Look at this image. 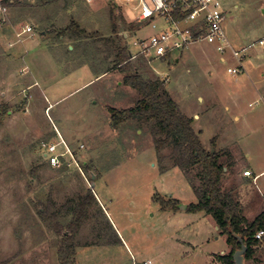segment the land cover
Here are the masks:
<instances>
[{"label":"rangeland","instance_id":"obj_1","mask_svg":"<svg viewBox=\"0 0 264 264\" xmlns=\"http://www.w3.org/2000/svg\"><path fill=\"white\" fill-rule=\"evenodd\" d=\"M219 1L228 38L248 47L242 72L230 74L227 68L235 61L229 52L222 61L205 41L183 50L178 60L173 55L130 62L144 77L164 80L182 112L192 117L202 144L209 149L214 140L224 163L248 152L255 169H262L264 97L255 88L264 91L263 84L256 85L257 77L264 81V0ZM132 6L123 0H20L6 6L0 26V264H60L62 234L38 209L50 196L51 210L65 230L74 202L89 191L97 202L75 235L74 264H143L146 259L221 264L216 254L231 250L210 215L187 210L196 198L184 174L195 177L196 167L184 174L174 167L170 147L157 151L147 124H110L107 107H132L138 94L114 67L117 45L101 39L117 41L113 9L117 32L126 31L123 42L130 45L135 28L126 30V25L134 24ZM71 19L84 35L76 41L69 33L59 39L58 31ZM23 26L32 32L17 37ZM79 41L88 44L80 57ZM109 67L112 71L95 78ZM59 135L74 156L66 153L64 165L53 167L43 153L49 143L59 142ZM240 158L234 170L235 183L242 182L239 196L242 201L250 197L253 209L264 208L256 190L264 193V172L257 187L252 179H242L246 164ZM159 198L179 203L161 209ZM260 241L253 256L244 257L245 264H264V238Z\"/></svg>","mask_w":264,"mask_h":264},{"label":"trees","instance_id":"obj_2","mask_svg":"<svg viewBox=\"0 0 264 264\" xmlns=\"http://www.w3.org/2000/svg\"><path fill=\"white\" fill-rule=\"evenodd\" d=\"M0 3L6 7L13 4L19 5L20 0H1ZM110 13L113 33L117 36V41L108 37L101 40L105 43L112 41L117 45L115 50L114 47L110 46L111 50L116 51L114 67L119 68V71L124 73L123 82L136 90L138 94L132 107L126 109L107 107L111 126L116 128L121 123L129 121L147 124L156 150L170 147V157L174 167L179 168L183 174L187 173L190 168L196 167L195 177L192 178L184 174L196 198L195 202L187 204V210L210 215L220 233L227 235L226 243L231 246V250L226 254H216V260L221 264H234L233 252L240 248L238 236L247 245L244 254L245 259H250L255 248L261 244V241L256 239L254 235L258 230L264 229V209L252 221L245 218L242 204L237 194L233 192L234 189L224 187L222 182L225 173L234 164L232 157H229L224 163L221 159V152L214 148V140L211 141V147L207 149L193 127L192 117L182 112L179 104L166 89L164 80L158 77L153 79L144 77L139 68L130 62L127 45L123 42L125 37L123 33L117 32L118 25L113 9ZM133 28H135V24L128 23L126 25V30ZM67 33H69L68 35L71 34L76 41L81 40L84 30H81L78 24L71 19L67 26L58 31L57 35L64 37ZM77 45L78 48L76 49L83 51L88 44L81 42ZM67 49L69 50L68 47ZM108 71H112V68H105L97 74ZM96 202L92 191L87 192L86 195L78 196L71 208L72 216L65 230L58 221L57 212L51 210L53 204L51 197L48 196L46 203L40 205L38 209L40 217L50 223L55 233L62 234L57 250L60 264L75 263V235L85 221L88 209ZM177 203H179L177 200L170 198L158 199L161 209L169 207L175 209Z\"/></svg>","mask_w":264,"mask_h":264},{"label":"built area","instance_id":"obj_3","mask_svg":"<svg viewBox=\"0 0 264 264\" xmlns=\"http://www.w3.org/2000/svg\"><path fill=\"white\" fill-rule=\"evenodd\" d=\"M89 1V0H86ZM133 3L132 9L136 11L132 22L137 25L133 32V39L127 45L129 59H139L151 62L175 55L178 60L179 54L196 42L205 41L212 44L220 54L222 61H225V54L234 59L235 64L228 67L230 74H237L243 71L244 58L248 47H237L228 38L224 28L225 14L219 0H123ZM6 7H0V26L5 22ZM150 33L141 34L144 29ZM30 26H23L16 35L31 33ZM124 37L128 33L123 32ZM259 44H263L260 40ZM133 46L136 52H133ZM250 105H252L250 103ZM60 137V135H59ZM63 145L62 150H58L57 145ZM65 140L60 137L59 142H51L46 146L43 153L47 163L53 167L63 166L66 153L73 158ZM70 158V159H71ZM67 163V162H66ZM68 165V163H67ZM244 175L250 176L251 172L246 170ZM254 237L258 240L264 237V230H258ZM143 264H158L151 260L144 261Z\"/></svg>","mask_w":264,"mask_h":264},{"label":"crops","instance_id":"obj_4","mask_svg":"<svg viewBox=\"0 0 264 264\" xmlns=\"http://www.w3.org/2000/svg\"><path fill=\"white\" fill-rule=\"evenodd\" d=\"M67 13H70V10H67ZM59 39H63L64 37H58ZM60 41V40H59ZM59 41H58V43H59ZM8 43V42H7ZM60 44H61V42H60ZM70 47H69V50H71V48H72V46L71 45H69ZM235 46H237V47H240V46H238V45H235ZM79 51V50H78ZM78 53V55H79V57L80 56H83L82 55V49H80V52H77ZM15 57H17L16 55H15ZM79 59V58H78ZM78 68H81V67H78ZM104 74V73H103ZM103 74H97L96 76H95V78L96 77H98L99 75H103ZM35 80V79H34ZM36 81V80H35ZM34 81V82H35ZM256 85H258V84H263L264 85V81H262V80H260L258 77H257V80H256ZM263 85H261V87L263 86ZM255 90L259 93V96L260 97H264V91H263V89H262V91H260L259 90V85H258V87H256L255 88ZM203 99V97H199V99ZM234 100H235V97H234ZM255 103H257V101L255 102ZM51 105V104H50ZM242 151H243V149H242ZM244 153V152H243ZM249 153L248 152H246V153H244L243 154V156H241V158H240V156H238V157H234V159H233V161H234V164L232 165V167H231V169L230 170H228L226 173H225V175H224V177H223V179H222V182H223V186L224 187H226V188H228V189H234L233 190V192L234 193H236L237 194V197H238V199H239V201H240V203L242 204V207H243V214H244V216H245V218L248 220V221H252L264 208H262V207H256L255 209H253L252 208V206H250V204H249V198H247L246 197V199L244 200V201H242V199L240 198V196H239V191H237V189H238V187H240V185H241V180L239 181V185H237L236 183H235V179L234 178H236L237 179V177L236 176H238V174L236 175H234V170H235V168H240V162H236L239 158L240 159H242V161H243V158H244V163L246 164V169H244L243 171H242V175L241 176H243V177H241L242 179L243 178H245V179H248V178H250V179H252L253 181H254V184L256 183V181H257V179L260 177V175L264 172V168H262V169H255V164L251 161L252 159H247L249 156ZM239 170V169H238ZM246 170H248V171H250L251 172V175L250 176H246V175H244V171H246ZM240 174V173H239ZM245 179H244V181H245ZM189 183V182H188ZM244 183V182H243ZM253 183L252 182H248V183H246V185H249V186H251ZM190 185V184H189ZM256 187H257V183H256ZM254 185H253V190H255V188H256ZM253 190H252V192H253ZM256 190H257V194L259 195V196H261L262 197V202L264 203V193H263V190H259L258 188H256ZM235 191H237V192H235ZM255 192V191H254ZM257 195V196H258ZM203 213V212H202ZM205 214V213H204ZM217 230V229H216ZM264 230V229H263ZM264 238V237H263ZM146 260H150V259H146ZM145 261V260H144ZM159 264V263H158Z\"/></svg>","mask_w":264,"mask_h":264},{"label":"water","instance_id":"obj_5","mask_svg":"<svg viewBox=\"0 0 264 264\" xmlns=\"http://www.w3.org/2000/svg\"><path fill=\"white\" fill-rule=\"evenodd\" d=\"M91 185L93 187L94 183L92 182ZM179 206H180V208H185L186 207L185 204H180ZM215 227H216V229H218V226H215ZM238 240L240 242V248L236 249L233 252V255H232L233 256V261H234V264H245L244 263V254H245V252L247 250V245L243 242V240H242V238L240 236H238Z\"/></svg>","mask_w":264,"mask_h":264}]
</instances>
